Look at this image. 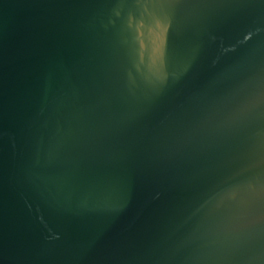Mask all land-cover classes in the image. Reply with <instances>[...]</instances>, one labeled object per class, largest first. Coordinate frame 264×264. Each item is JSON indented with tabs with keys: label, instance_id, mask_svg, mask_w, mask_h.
<instances>
[{
	"label": "water",
	"instance_id": "95a60500",
	"mask_svg": "<svg viewBox=\"0 0 264 264\" xmlns=\"http://www.w3.org/2000/svg\"><path fill=\"white\" fill-rule=\"evenodd\" d=\"M0 264H264V0H0Z\"/></svg>",
	"mask_w": 264,
	"mask_h": 264
}]
</instances>
